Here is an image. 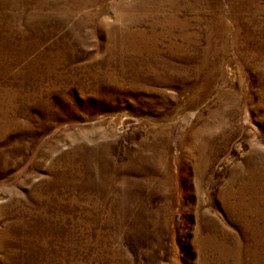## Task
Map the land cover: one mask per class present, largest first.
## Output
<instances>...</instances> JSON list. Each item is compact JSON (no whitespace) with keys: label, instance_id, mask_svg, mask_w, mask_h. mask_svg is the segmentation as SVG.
Here are the masks:
<instances>
[{"label":"rangeland","instance_id":"rangeland-1","mask_svg":"<svg viewBox=\"0 0 264 264\" xmlns=\"http://www.w3.org/2000/svg\"><path fill=\"white\" fill-rule=\"evenodd\" d=\"M0 264H264V0H0Z\"/></svg>","mask_w":264,"mask_h":264}]
</instances>
